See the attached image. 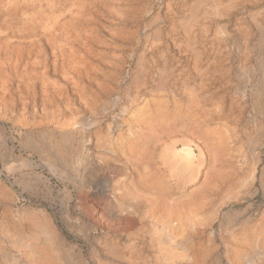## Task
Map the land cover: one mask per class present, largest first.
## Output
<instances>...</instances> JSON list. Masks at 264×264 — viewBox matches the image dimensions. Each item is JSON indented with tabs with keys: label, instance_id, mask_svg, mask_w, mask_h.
Segmentation results:
<instances>
[{
	"label": "rangeland",
	"instance_id": "374dc122",
	"mask_svg": "<svg viewBox=\"0 0 264 264\" xmlns=\"http://www.w3.org/2000/svg\"><path fill=\"white\" fill-rule=\"evenodd\" d=\"M0 264H264V0H0Z\"/></svg>",
	"mask_w": 264,
	"mask_h": 264
},
{
	"label": "bare ground",
	"instance_id": "6f19581e",
	"mask_svg": "<svg viewBox=\"0 0 264 264\" xmlns=\"http://www.w3.org/2000/svg\"><path fill=\"white\" fill-rule=\"evenodd\" d=\"M51 2H52V3H54V2H55V0H51ZM137 3H138V2H137ZM99 6H100V5H99ZM74 69H75V68H74ZM121 122H122V121H121ZM150 144H151V143H150Z\"/></svg>",
	"mask_w": 264,
	"mask_h": 264
}]
</instances>
